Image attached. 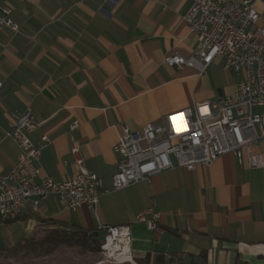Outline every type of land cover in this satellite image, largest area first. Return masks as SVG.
<instances>
[{"label":"crops","instance_id":"crops-1","mask_svg":"<svg viewBox=\"0 0 264 264\" xmlns=\"http://www.w3.org/2000/svg\"><path fill=\"white\" fill-rule=\"evenodd\" d=\"M240 2L242 0H236ZM264 25V4L254 0ZM192 0H0L20 32L0 30V175L17 164L19 145L6 135L13 113L31 109L40 123L30 134L52 139L40 171L55 181L76 174L72 146L111 192L96 210H64L55 195L26 212L31 234L43 220L85 230L128 225L131 264H264V168L239 165L233 154L212 166L176 167L150 182L113 189L119 125L162 124L171 111L233 94L241 75L221 59L202 75L171 66L167 55L197 46L184 14ZM257 111L264 113V107ZM78 121L75 130L70 125ZM263 156H264V149ZM155 199V230L137 220ZM104 234V231H101ZM30 234V235H31Z\"/></svg>","mask_w":264,"mask_h":264},{"label":"built area","instance_id":"built-area-1","mask_svg":"<svg viewBox=\"0 0 264 264\" xmlns=\"http://www.w3.org/2000/svg\"><path fill=\"white\" fill-rule=\"evenodd\" d=\"M264 4V0H260ZM12 8H0V30L20 32ZM190 32L197 36V46L188 56L174 52L166 56L171 66L195 67L202 75L217 59L224 69L241 75L233 94L216 100L196 102L171 111L164 122H150L140 129L119 125L113 151L119 156L113 176V189L121 190L138 182H150L163 171L182 167L194 170L200 165L212 166L225 154H233L239 165L249 169L264 168V25L254 0H192L184 14ZM2 82L0 80V89ZM31 109L12 114L6 135L20 148L16 166L0 175V220L12 221L26 212L37 213L43 200L55 195L64 210L76 211L82 206L96 210L100 197L111 192L102 178L86 165L74 144L72 153L78 166L76 174L55 181L40 171L42 149L52 142L41 136L36 144L30 134L40 123ZM79 122L70 125L78 128ZM137 216L155 230L160 213L153 206ZM106 231L101 246L106 260L114 263L133 262L131 231L128 225L101 226ZM125 251L128 257L113 255Z\"/></svg>","mask_w":264,"mask_h":264},{"label":"trees","instance_id":"trees-1","mask_svg":"<svg viewBox=\"0 0 264 264\" xmlns=\"http://www.w3.org/2000/svg\"><path fill=\"white\" fill-rule=\"evenodd\" d=\"M21 218L19 216L13 222ZM2 222V220H0ZM101 231L105 233L102 234ZM106 231L100 230H85L82 228H74L62 224L55 220H43L42 225L38 230H35L31 235L22 237L16 244L0 249V254L10 253L19 254L25 253L32 256H46L54 253L61 247L78 248L83 252H102L101 246L104 242ZM133 254V260H134ZM118 264H131L128 262ZM142 264V263H140Z\"/></svg>","mask_w":264,"mask_h":264},{"label":"rangeland","instance_id":"rangeland-1","mask_svg":"<svg viewBox=\"0 0 264 264\" xmlns=\"http://www.w3.org/2000/svg\"><path fill=\"white\" fill-rule=\"evenodd\" d=\"M29 221L21 219L13 222H0V249L16 244L22 237L31 233ZM0 264H118L109 262L96 252H83L78 248L61 247L46 256H32L25 253L0 254Z\"/></svg>","mask_w":264,"mask_h":264},{"label":"bare ground","instance_id":"bare-ground-1","mask_svg":"<svg viewBox=\"0 0 264 264\" xmlns=\"http://www.w3.org/2000/svg\"><path fill=\"white\" fill-rule=\"evenodd\" d=\"M113 255L120 256V257H128V255L125 251H120V250L113 252Z\"/></svg>","mask_w":264,"mask_h":264}]
</instances>
